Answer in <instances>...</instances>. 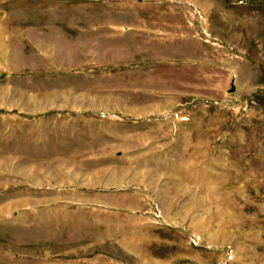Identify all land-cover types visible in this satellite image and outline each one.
I'll return each instance as SVG.
<instances>
[{
  "label": "rangeland",
  "instance_id": "rangeland-1",
  "mask_svg": "<svg viewBox=\"0 0 264 264\" xmlns=\"http://www.w3.org/2000/svg\"><path fill=\"white\" fill-rule=\"evenodd\" d=\"M0 264H264V0H0Z\"/></svg>",
  "mask_w": 264,
  "mask_h": 264
}]
</instances>
